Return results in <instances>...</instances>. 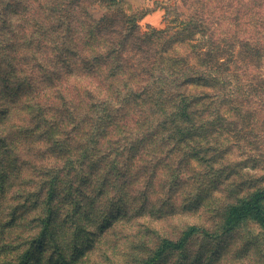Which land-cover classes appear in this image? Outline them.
I'll use <instances>...</instances> for the list:
<instances>
[{"label": "rangeland", "instance_id": "obj_1", "mask_svg": "<svg viewBox=\"0 0 264 264\" xmlns=\"http://www.w3.org/2000/svg\"><path fill=\"white\" fill-rule=\"evenodd\" d=\"M119 1L87 10L107 26L134 17L143 41H126L103 65L95 58L111 49L92 54L94 34L82 69L70 49L57 55L42 43L23 63L22 44L13 49L31 15L7 13L16 36L4 28L0 264H264L260 227L223 222L238 197L264 188V0ZM32 2L31 19H47ZM195 17L203 23L184 28ZM165 48L164 65L184 57L186 76L202 60L237 92L201 80L208 97L193 95L186 79L160 70ZM179 92L189 121L208 119L206 132L170 136L164 112ZM164 239L183 244L158 254Z\"/></svg>", "mask_w": 264, "mask_h": 264}, {"label": "trees", "instance_id": "obj_2", "mask_svg": "<svg viewBox=\"0 0 264 264\" xmlns=\"http://www.w3.org/2000/svg\"><path fill=\"white\" fill-rule=\"evenodd\" d=\"M94 1L100 3L101 6L107 3L106 6L110 9L118 8L120 4L119 0H37L38 9L45 12L48 16L44 21H40V19L37 18L31 19L34 7L32 0H22L21 3L20 1L11 0L7 4H0V64L4 58L8 57V59H10L11 57L10 52L5 51L4 28L8 31L11 30L12 36H16L15 30L11 29L10 24H8L7 13L10 12L19 15L21 6L22 22L26 16L31 15L26 18V20L29 21L25 22L26 24H30L31 30L29 34H27V32H25V26L22 24V32L19 33L18 37L20 40L22 39V43H17L13 50L17 49V47L22 44V62L25 64V57L28 54H32L29 50L38 47V44L42 43L44 47L57 52V55L66 54L65 50L70 49L73 51V57H76L78 68L82 69L87 65L89 60L87 54L82 55V52L84 49H89L88 45L90 44L91 38H95L93 37L94 34H99L101 40L100 43H94L99 50L92 54L98 56L99 53L101 54L102 50L111 49V56H103L105 60H103V58H95L96 61L103 65H109L113 58L120 56V54L114 53V50L122 51L126 41L129 43L132 39L136 47H138V43L143 41V37L137 38L133 36L132 32L136 28L134 17L116 19L113 20L110 25H104V19H95L87 10L90 7L89 5ZM199 22L203 23L202 18H190L188 21H184V28H188L197 23L199 25ZM118 26H121V32H119V35H116L113 30H118ZM143 36H146L145 38L150 37L148 34ZM11 41L14 42V40ZM110 46L111 48H109ZM166 50L167 48L163 49L159 56L161 61L160 70H168L167 72L172 71L175 79L180 78L181 81L186 79L190 84L189 87L194 89L193 95L196 94L198 96L208 97L206 90H204L200 84L201 80L207 82L208 87H211L210 82L213 81L227 88L229 94L237 92L236 88L231 87L232 84H230V78L228 76L215 74L209 70V67L202 60L198 63L200 70L186 76H184L183 68L177 67L179 63H183V61L184 65L187 66L188 61L184 60V57H174L171 55L167 58V64L164 65L162 58L164 60L165 57L163 56V52L165 51L164 53H166ZM10 75L11 76H8V80L13 81L16 75ZM158 79H160L159 75L157 76V81L160 83ZM178 97L179 100L175 104L176 109L171 108L168 112H164L168 113L169 117H171L170 125L172 131L169 133L170 136L178 140L184 138V130L191 132L201 129L206 132L210 125L208 124V119H197L196 123L189 121L188 117L191 116V110L189 109V107H191L190 99L182 92L178 93ZM170 106L171 104L168 107ZM184 122L186 124L182 125L181 123L184 124ZM247 220L254 221L264 234V188H257L238 197L225 210L223 222L226 229H232L245 223ZM182 244L183 239L177 242L164 239L159 245L158 254L165 250L178 249Z\"/></svg>", "mask_w": 264, "mask_h": 264}]
</instances>
